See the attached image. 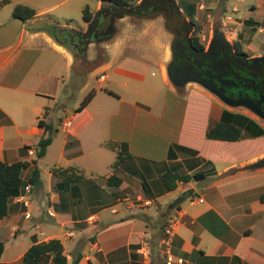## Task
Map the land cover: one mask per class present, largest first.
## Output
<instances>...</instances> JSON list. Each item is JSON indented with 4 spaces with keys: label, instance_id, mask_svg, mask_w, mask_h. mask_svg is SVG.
<instances>
[{
    "label": "crops",
    "instance_id": "crops-1",
    "mask_svg": "<svg viewBox=\"0 0 264 264\" xmlns=\"http://www.w3.org/2000/svg\"><path fill=\"white\" fill-rule=\"evenodd\" d=\"M101 9L98 0L93 19H82L77 27L37 12L24 23L18 40L0 49V161L28 163L23 179L30 188L20 193L28 206L13 198L0 222V264H23L33 244L53 239L63 244L67 264L77 258L78 264H168L169 259L171 264H264V167L257 165L264 149L216 166L214 156L226 158L232 150L207 132L228 109L202 85L189 82L180 92L170 81L174 34L167 30L165 16L117 20L111 36L88 46V71L76 68L77 54L60 35L56 39L39 30L49 22L73 36L85 33L99 22L95 18ZM250 23L252 28L260 24ZM98 71L97 82L105 90L91 91L94 97L82 110L67 109L74 88ZM75 73L85 79L75 83ZM52 105L66 115L59 119L62 134L56 131L43 158L57 143L54 168L71 169L69 174L82 178L64 186L51 169L48 189L40 190L38 144L49 132L39 121L55 129L47 122ZM108 143L124 154L113 172L112 161L101 167L90 158ZM35 169L39 183L31 185ZM167 170L203 173L205 178L167 191L162 180ZM112 176L120 179L119 185L108 184ZM27 225L33 229L22 234ZM23 235L32 244L18 252L15 245ZM41 264L54 263L51 258Z\"/></svg>",
    "mask_w": 264,
    "mask_h": 264
},
{
    "label": "rangeland",
    "instance_id": "rangeland-1",
    "mask_svg": "<svg viewBox=\"0 0 264 264\" xmlns=\"http://www.w3.org/2000/svg\"><path fill=\"white\" fill-rule=\"evenodd\" d=\"M0 0V26L11 21L15 15V7L18 5L29 7L36 11V13H40L45 11L43 14H48L51 18L54 19L59 24L65 25L69 24L72 27H77L82 23L83 19V9L89 6L90 10L93 12L97 7L98 0ZM130 5H135L136 2L140 0H125ZM176 3L177 7L181 9L185 18V23H192L193 27H195V36L203 43L204 46H208L211 43V40L218 35L220 32L224 35L225 39L227 38L231 42H235L239 44L242 48L247 49L251 55L254 56H264V32H260L259 28H264V2L263 0H172ZM200 7L198 13H195V10ZM195 13V14H194ZM41 14V15H43ZM172 18V17H171ZM28 21L26 25H28ZM247 22L260 23L252 28V26L247 25ZM63 29V32L61 31ZM69 29L62 27L59 30V34L63 37L65 36V32H68ZM216 31L218 32L216 34ZM21 33L18 35L17 39ZM220 35V34H219ZM222 36V35H220ZM223 37V38H224ZM76 68H83L90 66H86L87 62L83 60L77 61ZM83 71V70H82ZM85 72V71H84ZM154 72L158 75L159 72L157 69H154ZM80 73V72H79ZM100 71L96 72L92 77L87 78L83 84L74 88L73 96H70L65 104L67 105V109H78L84 99L93 91L94 89H103L100 87L97 82V77L99 76ZM75 73L73 75V79L75 83L78 80H84L85 77L82 75ZM189 81L190 80H185ZM188 82V83H189ZM193 86H197L198 88H202L198 86V84L192 83ZM187 86H181L179 89L180 92H183ZM223 108H227L228 110L240 114H244L254 119L258 124H260L264 128V121L257 117L252 111L248 108L244 107H236L229 108L225 106L223 103ZM66 112L60 107H56L54 105L51 106V110L49 112V117L47 118V122L49 124H53L55 129L53 128L51 132H49L46 137H52L58 131L59 134H62L61 126L59 123V119L64 117ZM109 144V143H108ZM107 144V145H108ZM225 146L232 150L229 156H214V163L218 168L222 167V163L224 161H236L241 158H251L254 155H258L264 149V137L259 138H243L242 140L234 143H224ZM220 151L222 147H217ZM58 148L57 143L55 145L50 146V149L47 152V155L43 159H39L37 157L36 164L41 168V185L37 188L40 190L48 189V180L50 177L51 169L56 167L57 157H58ZM114 151L116 153H113ZM119 146L117 147H105V149L101 150V154H97L91 156L90 158L93 160H97L101 163V167H103V163L106 164L109 161L111 165L109 169L113 172L118 168H115L114 164L118 160ZM121 152V151H119ZM220 155V154H219ZM88 159L86 163H88ZM260 159V158H259ZM54 160V162H53ZM124 160H122L123 162ZM114 162V163H113ZM121 162V163H122ZM106 171V170H105ZM105 175V174H104ZM102 175V177H104ZM104 179V178H102ZM199 182L197 180H194ZM193 181V184L195 182ZM197 185V184H196ZM194 185V186H196ZM187 194V193H185ZM186 195L179 196L184 198ZM179 198H177L178 200ZM48 201V199L46 200ZM49 221V220H48ZM25 225V224H24ZM51 225L50 223H46L45 226ZM57 227V226H56ZM70 226H66L64 228L59 229V233L63 234L67 228ZM33 228H29L28 225L24 226V232L22 234H28L29 230ZM32 244L31 240L25 235L21 236L19 241L16 243V248L18 252L25 251ZM70 245V242L67 243ZM15 248V249H16ZM16 250V252H17Z\"/></svg>",
    "mask_w": 264,
    "mask_h": 264
},
{
    "label": "flooded vegetation",
    "instance_id": "flooded-vegetation-1",
    "mask_svg": "<svg viewBox=\"0 0 264 264\" xmlns=\"http://www.w3.org/2000/svg\"><path fill=\"white\" fill-rule=\"evenodd\" d=\"M101 1L102 9L97 15L99 22L91 24L85 33L74 36L67 33L62 37L58 32L63 42H68L77 54V61H86L87 48L91 43L105 41L115 32L117 20L126 16L151 17L164 12L172 19L175 11L179 10L172 0H140L135 5ZM181 29L182 37L177 41L181 80L208 86L230 108H253L264 117V61L220 35H216L207 47L204 46L196 39L195 27L190 22L184 23ZM195 40L203 45V49L195 44ZM86 66L90 64L87 62Z\"/></svg>",
    "mask_w": 264,
    "mask_h": 264
},
{
    "label": "trees",
    "instance_id": "trees-1",
    "mask_svg": "<svg viewBox=\"0 0 264 264\" xmlns=\"http://www.w3.org/2000/svg\"><path fill=\"white\" fill-rule=\"evenodd\" d=\"M116 4L120 5H129L125 0H108ZM36 11L22 5H18L15 7V17L19 16L23 18L25 21L33 19L36 16ZM92 19V12L89 6L83 9V20L85 22H89ZM39 30L47 31L50 35L59 39V28L54 24L45 23ZM60 33V32H59ZM68 32H65L66 35ZM198 40V38H196ZM195 40V44L199 45L201 49H203V45L197 43ZM239 45V44H238ZM94 92H91L82 102L79 110H82L86 107L93 99ZM43 121H39V126L42 129L45 127L46 130H43L44 133L46 131L51 132L53 129L50 125L43 124ZM207 136L211 139L227 141V142H237L243 138H257L264 136V128L258 124L254 119L246 116L244 114L232 112L229 110H225L223 117L220 122L215 125H210ZM52 143V137H43L38 144V153L37 157L39 159L43 158L46 154L47 148ZM110 147H117L115 144H109ZM124 154L119 152L118 160L114 164L116 168L119 166L123 160ZM28 167V163L25 162H17L13 164H7L0 161V222L7 216L8 207L10 201L20 195L22 189L26 187L27 183L23 179V173ZM71 169H59L53 168L52 173L63 180L64 186L70 185L72 182H76L81 179L82 176H77L75 174H69ZM39 169H35L29 182L31 185H37L39 183ZM205 178L203 173L197 175H189V174H180L178 171L167 170L163 177V183L167 191H173L177 188L178 183H189L192 180L201 181ZM108 184L111 185L116 183L120 184V179L112 176L108 179ZM4 252V244L0 242V258ZM52 258L54 264H67V257L64 255V247L60 240L53 239L46 242L35 243L33 244L29 250L25 253L22 263L23 264H41ZM80 258H77L73 264H78Z\"/></svg>",
    "mask_w": 264,
    "mask_h": 264
},
{
    "label": "water",
    "instance_id": "water-1",
    "mask_svg": "<svg viewBox=\"0 0 264 264\" xmlns=\"http://www.w3.org/2000/svg\"><path fill=\"white\" fill-rule=\"evenodd\" d=\"M165 13L166 12L163 13V15L166 18L165 26H166L167 30L171 31L174 34V39H173V42L171 45L172 60H171L170 64L168 65L167 73H168L170 81L176 87L179 88L181 86L188 84V82H189V81L181 80L182 76H181V73H180L181 71H180V67H179L180 57H179V52L177 49V41H178V39H180V37H182L181 36L182 29L181 28H182L183 24L185 23V16L180 12V10H177V11H175V14H174L175 17L172 19H169L165 15ZM95 20L98 21V18L96 17ZM24 23H25V20L23 18L17 16V17H14L8 23L0 26V49L8 47L14 43V41L16 40L18 35L23 30ZM218 32L216 31V34ZM219 34L224 37V35L221 34L220 32L218 33V35ZM257 59L264 61V56L258 57ZM204 87L206 89H208L209 91H212L209 89L208 86H204ZM217 96L220 97L221 99H223L221 96H219V95H217ZM250 111H252L257 117H259L260 119H262L264 121V117L261 116V114L259 112H257L253 108H250ZM257 165L264 167V158L261 159L259 161V163H257Z\"/></svg>",
    "mask_w": 264,
    "mask_h": 264
},
{
    "label": "built area",
    "instance_id": "built-area-1",
    "mask_svg": "<svg viewBox=\"0 0 264 264\" xmlns=\"http://www.w3.org/2000/svg\"><path fill=\"white\" fill-rule=\"evenodd\" d=\"M26 190L29 191L30 188H29V187H26ZM17 197L19 198V200H20L21 202H23V204H24L25 206H28V203H27V201H25V198H24V196H23L22 194L18 195ZM25 217H26L27 219H29V218L31 217L30 213H27V214L25 215ZM166 235H167V237L165 238L164 243L168 245L169 242H170V240H171V237H172V235H173V230H172V228L166 231ZM168 264H171V259H169Z\"/></svg>",
    "mask_w": 264,
    "mask_h": 264
}]
</instances>
